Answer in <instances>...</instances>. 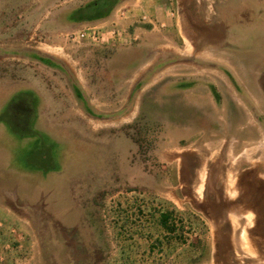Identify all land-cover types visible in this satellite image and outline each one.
<instances>
[{
    "label": "rangeland",
    "instance_id": "rangeland-1",
    "mask_svg": "<svg viewBox=\"0 0 264 264\" xmlns=\"http://www.w3.org/2000/svg\"><path fill=\"white\" fill-rule=\"evenodd\" d=\"M92 1L6 0L29 34L0 52V264H109L124 249L149 264L165 231L148 219L168 207L183 260L264 264V0H161L158 18L154 0H121L68 19ZM116 24L106 43L72 34Z\"/></svg>",
    "mask_w": 264,
    "mask_h": 264
},
{
    "label": "trees",
    "instance_id": "trees-1",
    "mask_svg": "<svg viewBox=\"0 0 264 264\" xmlns=\"http://www.w3.org/2000/svg\"><path fill=\"white\" fill-rule=\"evenodd\" d=\"M121 2V0H94L92 2H89L85 5H82L77 10H74L69 16L68 19L72 21H96L103 18L108 17L111 12L115 9V7ZM21 22L22 19H19ZM34 58L38 59L39 61L43 63L50 64L52 63L50 59L45 58L44 56H40L38 54L33 55ZM78 91V89H76ZM81 97L80 95H78ZM97 203V201H95ZM139 213H142V209H139ZM151 212V211H150ZM176 208L175 207H168L166 209H154L153 212L150 214L151 219H148V224L154 223L156 227L159 229H163L169 234H175L176 232L183 230V221L176 220ZM177 222H181L182 224L177 225ZM154 236V235H153ZM174 236V235H173ZM152 237V235H151ZM153 238V237H152ZM179 240H181V237H177ZM173 241L172 239L166 240L167 244H171ZM163 247V241L160 239L153 240V243L149 246L147 251H144L142 254V257L146 256H152L154 253V250L156 248H159V251L161 252ZM123 250V249H122ZM199 248L197 247L198 251ZM124 252H121L119 259H115L113 261H109V259H106V263L109 264H128L130 261L131 255L129 253V249ZM186 262V263H185ZM181 263L185 264H198L200 263V257H197L195 255H190L185 260H181Z\"/></svg>",
    "mask_w": 264,
    "mask_h": 264
},
{
    "label": "crops",
    "instance_id": "crops-1",
    "mask_svg": "<svg viewBox=\"0 0 264 264\" xmlns=\"http://www.w3.org/2000/svg\"><path fill=\"white\" fill-rule=\"evenodd\" d=\"M154 1L155 3L152 1L153 4H149V3L147 4V2L144 1V5L147 7V9H149L150 6L152 5L153 12L156 14L157 17L158 16L157 11H160L161 8L160 7L161 5L159 3L161 0H154ZM156 1H158V3ZM25 11L26 8L24 9L23 6L16 8L13 7L11 3L8 4L6 0H0V52L1 54L4 53V57H2L4 59L13 57V54L11 53L13 49L9 48V46H11L14 43L11 42L12 39H16L14 37H18L17 40L21 42L22 45L24 42L25 43L27 42L26 39L27 37L25 36L29 34V26L26 25V23H24L23 20L20 23L16 22L17 24L16 26L10 21L11 17H13L11 15L20 16L22 18V16L26 14ZM170 14L171 13L168 12L167 18L170 16ZM9 15L11 16L10 19L7 18ZM172 15L173 14H171V16ZM160 20H164V17ZM173 235L174 234H169L165 231L154 237L153 240L158 238L163 241V247L161 252L159 251V248H156L154 250V253L149 261V264H179L180 262L179 260H181L185 256V249L178 248V245L175 244L174 242H172L171 246L166 243V240L172 239Z\"/></svg>",
    "mask_w": 264,
    "mask_h": 264
},
{
    "label": "built area",
    "instance_id": "built-area-1",
    "mask_svg": "<svg viewBox=\"0 0 264 264\" xmlns=\"http://www.w3.org/2000/svg\"><path fill=\"white\" fill-rule=\"evenodd\" d=\"M120 15L125 17V12L121 11ZM143 19L148 20V17L143 16ZM72 34L79 40H87L92 43H106L115 39L116 37L122 38V36H124L123 30L120 29L117 24L112 25L111 29H105L104 27L100 26L86 25L83 29Z\"/></svg>",
    "mask_w": 264,
    "mask_h": 264
},
{
    "label": "flooded vegetation",
    "instance_id": "flooded-vegetation-1",
    "mask_svg": "<svg viewBox=\"0 0 264 264\" xmlns=\"http://www.w3.org/2000/svg\"><path fill=\"white\" fill-rule=\"evenodd\" d=\"M27 109V108H26ZM240 186H241V184H238V187H237V189L238 190H240ZM241 191V190H240ZM227 191H226V189H222L220 192H219V195H217V197H216V202H215V210L217 209L218 211H215V214H217V213H220V216H214V219H215V217H222L223 216V212H224V210L225 209H228L229 207H231L228 203H227ZM240 197H241V195H240ZM234 204H232V206H233ZM256 207V208H255ZM255 207H251L250 209L252 210V212L256 215V218H259V214H261L260 212L261 211H258L257 209H258V207L259 206H255ZM198 208L200 209V211L202 212V213H204L207 217H213L212 216V212H210V210H208V208L206 207V206H204V205H199L198 206Z\"/></svg>",
    "mask_w": 264,
    "mask_h": 264
},
{
    "label": "bare ground",
    "instance_id": "bare-ground-1",
    "mask_svg": "<svg viewBox=\"0 0 264 264\" xmlns=\"http://www.w3.org/2000/svg\"><path fill=\"white\" fill-rule=\"evenodd\" d=\"M245 249H246L247 251H250V250H251V247H250V245H249L248 242H247L246 245H245Z\"/></svg>",
    "mask_w": 264,
    "mask_h": 264
}]
</instances>
